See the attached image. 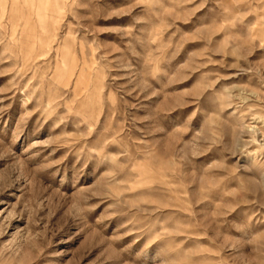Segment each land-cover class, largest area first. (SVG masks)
<instances>
[{
  "label": "rangeland",
  "instance_id": "374dc122",
  "mask_svg": "<svg viewBox=\"0 0 264 264\" xmlns=\"http://www.w3.org/2000/svg\"><path fill=\"white\" fill-rule=\"evenodd\" d=\"M0 264H264V0H0Z\"/></svg>",
  "mask_w": 264,
  "mask_h": 264
}]
</instances>
